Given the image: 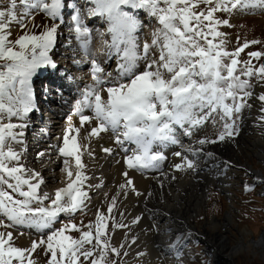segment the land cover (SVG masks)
Returning a JSON list of instances; mask_svg holds the SVG:
<instances>
[{
  "label": "snow or ice",
  "instance_id": "snow-or-ice-1",
  "mask_svg": "<svg viewBox=\"0 0 264 264\" xmlns=\"http://www.w3.org/2000/svg\"><path fill=\"white\" fill-rule=\"evenodd\" d=\"M66 9L72 10L67 23ZM257 11L264 12V0H8L0 5V264H40L41 256L44 264H123L122 256L138 239H129L130 231L143 217L128 222L120 205L129 193L145 195L130 171L157 172L163 188L169 176L162 168L164 150L172 145L181 148L174 153L180 162L173 172L202 171V158L215 159L206 147L234 143L253 101L259 111L253 126L264 129V91L255 92L264 89V40L237 36L229 48L233 42L223 30L235 27L234 16ZM37 14L53 23L36 25ZM89 19L101 22L104 31L90 26ZM14 25L23 34L14 37ZM62 25L84 55L91 52L95 31L117 67L113 74L95 58L90 61L92 83L78 89L61 143L49 146L62 158L64 173V186L49 192L41 171L26 159V137L38 110L34 80L57 68L52 52ZM37 27H42L38 33ZM257 45L261 48L246 51ZM109 133L114 146L101 151L124 153L123 182L111 196L104 193L106 209L98 206L94 219L77 222V214L90 210L91 191L104 187L102 178L91 183L84 157L94 160L93 141ZM196 133L203 135L191 145L182 143L181 134ZM36 156L43 160L50 152ZM254 181L244 190L254 191L264 177ZM152 196L148 192L146 198ZM24 229L35 234L27 247L16 243ZM124 229V239L115 244L116 231ZM154 230L159 231L155 225ZM187 235H177L168 246L180 264Z\"/></svg>",
  "mask_w": 264,
  "mask_h": 264
},
{
  "label": "bare ground",
  "instance_id": "bare-ground-1",
  "mask_svg": "<svg viewBox=\"0 0 264 264\" xmlns=\"http://www.w3.org/2000/svg\"><path fill=\"white\" fill-rule=\"evenodd\" d=\"M67 2L81 4L83 0H67ZM257 12L249 15H255ZM71 14V9L65 10L64 16L66 17V23ZM100 23L99 21L95 22V20L88 21V24L94 29L104 31V29L102 30L103 27L99 25ZM58 36H60V38L57 39V45L53 51H59L58 46H60L63 50L62 54H64V58L61 57L60 61L56 63V69L43 70L39 75L41 77L35 78L34 89L38 97L45 96L47 98H51L53 92L57 93L58 90L63 92V94L58 95L61 103L57 108H62L65 114L56 125L55 138L53 139L52 136H50V143H45L41 145L38 150L34 151L30 147V142H28L26 137V159L31 167L41 171L47 183V188L45 190L49 192L59 187V180H64V173L61 171L62 158H58L55 149H50L49 146L61 143L58 137H62L63 135V131L66 127V117L72 111V105L78 98V89L83 88L86 84L92 83L91 72L90 69H88L90 61L95 58L102 64L106 71L112 72L113 74H115L117 67L115 59L111 61L108 60L101 45L100 38L95 31L93 33L94 38L89 55H84V53L79 50L77 41L74 38L70 39L71 34L64 25L61 26L60 35ZM107 38L108 37H105V39ZM69 44H71V47H69ZM74 60L85 62L84 65L76 69L75 75H77V78L72 75L68 68L70 61L74 62ZM66 61L68 62L67 66L65 64ZM46 71H48V73ZM44 82H47L49 85L48 88L43 84ZM55 86L58 88H55ZM53 88L56 90L53 91ZM261 91L263 90L259 86L255 89L257 94ZM252 103L254 106L250 114L246 111L245 115L247 118L241 126L240 136L234 143L225 142L206 147V150L212 151L215 154V159L202 158L199 161V167L203 169L202 171L173 172L172 166L180 162V158L174 155L175 152L181 151L179 145H172L164 150L167 159L163 162L162 168L169 176L163 188L159 186L157 179H155L158 175L157 172H145L141 174L130 171L129 174L134 177L136 188L142 193H145V195L137 197L129 193L127 199L123 200L120 205L121 210L126 213L128 222L135 216L142 215L143 217L139 224L132 227L129 234V239L131 236H138L136 244L128 249L129 255L127 257L129 259V264H180V260L176 259L175 256L169 252L168 246L179 234L186 233L196 235L201 232L194 222H196V216L202 214L203 208L206 206V200L211 192L209 189L210 186L215 184L218 190L224 194H228V197H230L233 196L234 193L230 190L229 186L231 184L239 185L238 180L239 177H241L240 174H243V171L248 172L253 178H255V176H262L263 172L256 169L252 160L264 161V135L261 134L264 132V129L253 126L256 117L259 115V111L258 102L253 101ZM75 119L74 117V120ZM46 128L48 129V127H45V131H47ZM211 131L212 129L209 128L208 132L211 133ZM201 135H203V133H196L189 138L181 134L180 139L185 146H188L193 144ZM40 137H42V134H40ZM108 146H114L110 133L104 134L103 138L99 141H93V147L96 153V158L94 160L87 156L84 157L85 162L88 164V174L93 177L91 183H99V178H102L104 181L103 188H94L90 193L92 200L89 209L94 211L98 206L106 209L107 204L104 203V193L108 192L109 196H111L117 191L116 186L123 182L124 179L121 173L126 170L123 152H119L118 150L113 155H107L101 151L102 147ZM41 149L49 150L50 156L43 160L37 159L36 154L41 151ZM118 160L120 161L119 163H117ZM225 162H231L230 166H225ZM214 164L219 165V167H212ZM172 175H175L177 179L172 180ZM242 178L240 183L248 181L245 177ZM63 186L64 183L60 185V187ZM148 192H152L153 196L146 198ZM232 202H234L233 199ZM236 211L237 208L234 204H231L224 217L215 218L206 223L211 230H207V232L204 233L205 235H201V238L204 237L203 242L206 243V245L213 246L214 243V249L212 247L209 249V251L212 252V256H214V254L217 255L216 260L213 259V264H216L217 259L220 258V254L228 260L222 264H234V259L241 252H255V249L260 246L264 248V231L259 239L252 238L247 243L245 235L250 233V230L247 228H238L237 230L240 233L239 238L236 237V242L234 244L231 243L233 236L231 228H235L234 225L237 224ZM154 225L159 231L154 230ZM169 229L171 231H168ZM127 231V229L117 230L113 242L118 245L124 239L125 232ZM33 238H35V234L32 231L30 235L23 234L19 241L20 246H30ZM138 252H144L146 255L138 258ZM185 255H187V258ZM182 259L183 264H187L189 253H183Z\"/></svg>",
  "mask_w": 264,
  "mask_h": 264
},
{
  "label": "rangeland",
  "instance_id": "rangeland-1",
  "mask_svg": "<svg viewBox=\"0 0 264 264\" xmlns=\"http://www.w3.org/2000/svg\"><path fill=\"white\" fill-rule=\"evenodd\" d=\"M8 0H0V5H7ZM66 18V17H65ZM66 20V19H65ZM95 22H98V20H95ZM34 23L39 26H43L46 24L53 23L48 18H46L43 14H37L35 16ZM232 23L235 25L233 28H225L224 31L229 33V39L233 42L229 45V48H232L235 46L236 37L240 36L242 38H247L249 40L251 39H261L264 40V12L258 11L255 15H245V16H234L232 18ZM31 27V25H30ZM100 27V26H99ZM102 30L104 29V25H101ZM17 26H13V32L14 37L16 34H23V32L19 29ZM42 30V27H37L34 29L37 33ZM60 31V30H59ZM147 31V30H146ZM63 34V33H62ZM60 36H58L57 39H59ZM59 51H53L52 56L60 57L62 54V49L60 46ZM261 46H253L252 48L246 50V51H253L260 49ZM55 50V49H54ZM54 58V61L58 63L57 61H60L58 58ZM242 58H247L246 54H242ZM90 69V66L88 67ZM49 71V70H48ZM48 71H46L48 73ZM52 73V72H51ZM39 76L38 78H40ZM46 79V78H44ZM43 80V79H40ZM264 91V89H262ZM43 149H41L42 151ZM252 163L255 165L256 169L260 172H263L261 177H264V161L259 160H252ZM248 173V172H247ZM241 177H239V185L231 184L229 186L230 190L233 191L234 195L228 197V194L222 193L216 185L210 186V194L208 195V198L206 200V206L203 208L202 214L196 216V226H198V229L201 231L196 235L188 234L185 238V244L186 246L183 249V253L187 252L189 253V259L187 260V264H213V259L216 260L217 255L214 254L212 256V252L209 251L210 247L214 249V243L212 245H206V243L203 242L204 237L201 238V235L206 233L207 230H211L209 226L206 225V223L214 220L215 218H221L224 217L226 214V211L230 208L231 204H234V206L237 208V211L235 214H237L236 222L237 224L234 225L235 228H231L233 231V236L231 243L234 244L236 242V237L239 238V232L238 228H247L250 230V235H245V240L248 243L250 239L256 238L259 239V237L263 234L264 231V184H258L256 185L254 191H245L244 185L245 181L240 183L242 177H245L247 179V183L252 184L254 183V178L250 176V174L246 175V171H243V174H240ZM60 181V182H59ZM59 187L62 185L61 180H59ZM234 185V186H232ZM232 186V187H231ZM211 197V198H209ZM232 199L234 202H232ZM91 210V211H90ZM87 214L80 215L77 214L76 220L79 222V220L83 219L85 223H87L89 220L94 219V210L90 209ZM63 219V217H62ZM59 226V224H57ZM208 227V228H207ZM202 228V229H201ZM24 234L30 235L31 230L24 229ZM237 233V234H236ZM205 235V234H204ZM22 235L18 237L16 240V243L18 246H20V238ZM248 238H247V237ZM231 237V235H230ZM235 239V241H234ZM262 246L255 249V252L251 251L249 252H241L236 256L234 259V264H264V248H261ZM187 258V255H185ZM220 259V260H219ZM217 259L216 264H222L224 262H227L228 260L220 254V258ZM123 264H129L128 257H123ZM40 264H44V258L40 257Z\"/></svg>",
  "mask_w": 264,
  "mask_h": 264
}]
</instances>
